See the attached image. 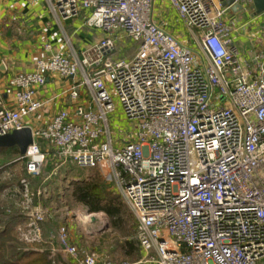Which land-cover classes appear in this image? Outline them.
Listing matches in <instances>:
<instances>
[{
  "label": "built area",
  "instance_id": "built-area-1",
  "mask_svg": "<svg viewBox=\"0 0 264 264\" xmlns=\"http://www.w3.org/2000/svg\"><path fill=\"white\" fill-rule=\"evenodd\" d=\"M46 1L64 19L86 11L84 25L104 36L82 58L46 43L32 71L7 77L0 96L12 101L0 100V136L32 128L28 176L41 174L51 151L61 164L101 170L135 215L146 253L138 263L85 253L68 222L47 242L49 264L58 254L72 264H264V52L249 69L232 41L230 7L167 0L190 46L155 20L157 0ZM236 1L245 11L254 0ZM126 38L136 52L118 57ZM51 75L72 80L61 95L73 107L32 126L50 102L38 91ZM117 109L128 131L112 119ZM28 176L20 179L27 208L35 195ZM26 216L22 239L46 242L43 210Z\"/></svg>",
  "mask_w": 264,
  "mask_h": 264
},
{
  "label": "crops",
  "instance_id": "crops-1",
  "mask_svg": "<svg viewBox=\"0 0 264 264\" xmlns=\"http://www.w3.org/2000/svg\"><path fill=\"white\" fill-rule=\"evenodd\" d=\"M254 13V6H249L247 10L238 14L232 10L229 13L230 16L237 18L235 31L232 34L233 44L238 49L241 59L249 64V69L256 66L255 56L264 52V13L258 15ZM87 16L88 13L82 10L78 16L64 19L51 11L46 0H0V66L5 65V71H0V89L6 92L7 77L17 72L33 70L36 60L46 54L44 49L46 43L52 45L51 52L71 51L82 58L104 36L100 30L90 29L84 25ZM175 18V11L168 1L157 0L155 20L173 32L183 43L193 46L190 33L188 36L181 35L180 29L185 26ZM122 45L120 47L126 50L128 44L122 43ZM122 49L118 51V57L129 58L135 53L127 56ZM71 85V79L49 76L47 84L38 91V97L49 99L50 102L30 120L29 124L43 126L55 113L62 109H71L73 103L69 96L61 95ZM59 94L61 97H56ZM1 99L4 103L10 102L12 96L5 93L0 97ZM47 160L52 167L49 174L51 176L60 160L52 151L49 152ZM5 169L7 170L8 167L3 170Z\"/></svg>",
  "mask_w": 264,
  "mask_h": 264
},
{
  "label": "rangeland",
  "instance_id": "rangeland-1",
  "mask_svg": "<svg viewBox=\"0 0 264 264\" xmlns=\"http://www.w3.org/2000/svg\"><path fill=\"white\" fill-rule=\"evenodd\" d=\"M188 33L189 31L186 27L180 29L181 35L188 36ZM122 43H124V45L128 44L126 50L121 48L123 46ZM122 43L119 44V47H121L118 48V51L122 49V52H124L125 55L128 54L131 56L135 50L133 46L131 47L132 43L130 39L126 38ZM118 51L116 56H118ZM112 119H115L123 129L127 131L129 130L128 123L124 119L120 109H117ZM11 159L10 155L0 152V167L9 163ZM54 167L55 165L53 168ZM51 168L52 167L46 158L42 165L41 172V174H43V182L40 181L39 184L32 185V191L34 193L37 191L41 192V194L36 195V206H30L28 208L26 205L18 206L19 212L23 214H26L29 209L37 207H40L43 210L45 221L42 227L44 237L46 236V242H48L49 239L57 241L59 227L69 222L72 241L75 242L80 250L85 253H97L105 259L117 263H138L145 259L146 253L142 251L136 239V217L124 202L117 186L114 183L107 181L101 170L80 168L69 160L63 162V164L59 162L53 170L54 174H51L50 176ZM14 170L15 171L9 173L8 170L1 169L0 179L4 180L5 178H10L14 183H17L19 179L17 178V175L19 176L23 173L22 166L17 165ZM4 176L5 178L3 179ZM97 177H101L104 189L118 195L123 204V223L118 228L112 226L110 217L103 211L95 213L101 214L98 218H91L88 221L83 220V215H89V210L85 205L76 202L71 195L74 181ZM49 253L51 254V252ZM55 260L58 264H71V261H68L63 254H58Z\"/></svg>",
  "mask_w": 264,
  "mask_h": 264
},
{
  "label": "trees",
  "instance_id": "trees-1",
  "mask_svg": "<svg viewBox=\"0 0 264 264\" xmlns=\"http://www.w3.org/2000/svg\"><path fill=\"white\" fill-rule=\"evenodd\" d=\"M131 43V47L133 46L135 49L137 44ZM42 149L46 151L45 146ZM0 152L8 154L12 158L9 164L1 166L0 170L8 167L7 170L11 173L15 171L17 165H21L23 170V173L17 175L19 178L17 183H14L10 178L0 181V264H49V243L29 244L21 237V228L28 221L26 214L20 213L18 207L19 205L25 206L21 195L20 179L28 176L27 160L23 158L17 147L0 148ZM42 177L43 174L35 177L28 176L31 189L32 185L39 184L40 181L43 182ZM37 192L33 197L31 207L37 204ZM71 195L76 202L85 205L89 212H105L110 217L113 227L118 228L122 225L124 207L120 197L104 189L101 177L74 181Z\"/></svg>",
  "mask_w": 264,
  "mask_h": 264
},
{
  "label": "water",
  "instance_id": "water-1",
  "mask_svg": "<svg viewBox=\"0 0 264 264\" xmlns=\"http://www.w3.org/2000/svg\"><path fill=\"white\" fill-rule=\"evenodd\" d=\"M223 6L230 7L232 12L238 14L243 11V6L237 3L236 0H221ZM253 6L255 9V15L264 13V0H254ZM5 65L1 64L0 71H5ZM33 131L31 127H25L20 130H14L11 133L0 136V148H12L17 147L20 154L24 156L28 147L33 143ZM91 212L88 211V214ZM95 219V218H94Z\"/></svg>",
  "mask_w": 264,
  "mask_h": 264
},
{
  "label": "bare ground",
  "instance_id": "bare-ground-1",
  "mask_svg": "<svg viewBox=\"0 0 264 264\" xmlns=\"http://www.w3.org/2000/svg\"><path fill=\"white\" fill-rule=\"evenodd\" d=\"M100 216H101V214H95V213H92L89 215L85 214V215H83L82 219L88 221L91 218L94 219V218H98Z\"/></svg>",
  "mask_w": 264,
  "mask_h": 264
}]
</instances>
